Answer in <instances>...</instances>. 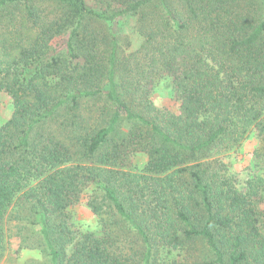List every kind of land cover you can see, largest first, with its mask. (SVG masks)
<instances>
[{"label": "trees", "instance_id": "obj_1", "mask_svg": "<svg viewBox=\"0 0 264 264\" xmlns=\"http://www.w3.org/2000/svg\"><path fill=\"white\" fill-rule=\"evenodd\" d=\"M162 72L177 111L152 101ZM3 92L0 264L36 233L26 264H264V175L242 190L224 161L255 133L264 169V0H0Z\"/></svg>", "mask_w": 264, "mask_h": 264}, {"label": "rangeland", "instance_id": "obj_2", "mask_svg": "<svg viewBox=\"0 0 264 264\" xmlns=\"http://www.w3.org/2000/svg\"><path fill=\"white\" fill-rule=\"evenodd\" d=\"M134 19H128L119 27L118 32L124 35L126 38L122 41V47L125 49V53H131L136 51L140 47L141 36L137 32L134 24ZM152 83L151 98L154 104L159 108H166L171 111H177L179 109V100L174 88L172 78L166 73H159ZM15 110L13 98L7 93H1L0 97V126L3 125L11 116ZM258 140L255 133L243 143V145L237 151L228 152L229 156L225 157L224 161L228 165L229 175H232L237 182L238 187L242 190L247 189L248 179L255 175H264V169L258 166V160L256 158L255 150L258 147ZM223 155L218 154V156ZM147 161L145 153H137L133 157L132 170H142L144 164ZM261 165V164H260ZM73 214V221L76 226H81L83 229H98L99 220L98 216L93 214L85 205V201L74 206L71 210ZM32 243L36 248L34 249H21L18 250L20 239L14 237L11 239L10 246L7 252V257L1 264H26V260L30 258V255H35L40 261L44 260L42 254H39V243L37 233L32 235ZM34 238V239H33ZM18 250V251H17ZM156 251V249H154ZM177 251L168 246L162 244L159 247L157 258L160 261H172L176 258ZM32 257V256H31ZM42 257V258H41Z\"/></svg>", "mask_w": 264, "mask_h": 264}]
</instances>
